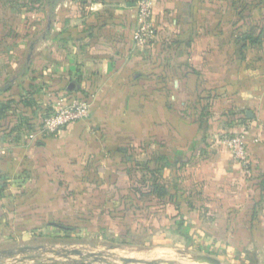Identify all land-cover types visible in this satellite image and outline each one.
Wrapping results in <instances>:
<instances>
[{
    "label": "crops",
    "instance_id": "crops-1",
    "mask_svg": "<svg viewBox=\"0 0 264 264\" xmlns=\"http://www.w3.org/2000/svg\"><path fill=\"white\" fill-rule=\"evenodd\" d=\"M152 1L155 39L145 50L134 47L132 0H84L80 14L72 13L76 5L68 0L54 11L52 57L27 64L43 73L48 63L58 86L40 98L43 106L34 115L40 124L66 93L59 88L77 82L80 93L93 96L90 118L43 134L26 128L27 114L18 106L9 110L10 129L0 126V239L14 230L35 234L52 220L121 219L124 209L134 218L140 203L135 190L151 192L156 166L176 196L164 214L146 207L145 219L183 220L190 232H180L178 223L159 230L231 237L233 249L249 259L264 248V198L249 223L255 185L264 175V39L245 50L242 63L236 47L250 1ZM252 16L264 18V4ZM205 44L216 48L204 53ZM24 69L21 77L3 74L0 100L11 81L13 95L27 97L15 81L30 80ZM208 76L224 83L227 97H217L219 87L204 85ZM201 88L213 94L210 105L217 103L203 119ZM239 131L250 152L248 170L219 145L220 136ZM139 173L144 182L136 178ZM38 222L44 223L39 230L29 226Z\"/></svg>",
    "mask_w": 264,
    "mask_h": 264
},
{
    "label": "rangeland",
    "instance_id": "rangeland-1",
    "mask_svg": "<svg viewBox=\"0 0 264 264\" xmlns=\"http://www.w3.org/2000/svg\"><path fill=\"white\" fill-rule=\"evenodd\" d=\"M67 1L0 0V77L2 76L0 79H4L3 74L7 71L11 78L13 76L21 77L23 66L25 67L30 59L32 62H36L44 61L49 58L48 56L52 57L53 42L50 38L53 35V17L57 15L54 14V11L57 7L66 5ZM72 1L76 5L72 6V13L80 14L84 0ZM54 2L55 8L53 7ZM222 4L224 5V3ZM62 10L60 9L59 13ZM68 15L70 14L68 13ZM211 47L215 46L202 45L201 51L210 54ZM43 64L45 67L42 75L48 80H53L52 73L48 72L51 66L46 62ZM215 68L218 69V64ZM208 77L205 78L204 85L213 89L219 87L218 94L222 97L218 95V98L227 97L228 94L226 95L224 86L221 87L224 83L215 79L214 76ZM50 91L53 94L51 86L45 89L40 88L38 90L39 98H46ZM63 96L65 94L60 95L59 98ZM49 109L50 112L53 111V108ZM24 122L27 123L26 120ZM240 131L237 134H240ZM224 137L226 136H220L219 145L226 149L222 143ZM154 168L156 171L157 167ZM152 177L154 181L162 184L159 172H154ZM136 178L138 181L144 182L145 174L139 173ZM135 191L139 195L140 203L137 206L138 212L132 216L134 218H131L127 214L128 211L124 209L121 219H118L117 216L115 219L109 216L101 221L52 220L51 224L35 234L22 235L18 234L16 230L13 233L9 232L10 236L0 239V264H127L125 260L128 259L137 262L131 264L153 262L176 264L168 260L166 255L178 256V258H174L187 260H192L191 257L209 256L219 260L222 264H264V248L258 249L259 258L254 255L249 259L233 249V238L231 237L229 240L227 239L229 241L227 242L223 238L220 240L207 236L184 238L177 236L176 233L165 234V231L159 229L171 228L174 223L176 226L179 221H156L155 217L150 219L151 216H147L145 219L143 210L146 207L149 209L153 207V210L164 214L163 211L170 208V200L157 198L159 195L155 192L152 194L149 189L139 188ZM151 196L154 197V200L150 199ZM148 201L150 202L146 206ZM9 227L10 225H8ZM190 228L192 229V227ZM185 230L190 232V229H183L182 232ZM74 251L79 253H74Z\"/></svg>",
    "mask_w": 264,
    "mask_h": 264
},
{
    "label": "trees",
    "instance_id": "trees-1",
    "mask_svg": "<svg viewBox=\"0 0 264 264\" xmlns=\"http://www.w3.org/2000/svg\"><path fill=\"white\" fill-rule=\"evenodd\" d=\"M134 3H138L141 0H132ZM250 1V3H249ZM249 8H248V15L243 14V18L245 19V24L242 28L238 29V32L236 34V47H237V53L239 54V63H242V61L244 60V55H245V50L248 47H256L258 45L261 44V42L264 39V18L262 19H256L254 18V16H252L254 9L257 8V6L259 5H263L264 3L262 1L264 0H249ZM55 2L53 7L55 8ZM263 20V21H261ZM50 39H53V35L51 36ZM28 66V67H26ZM25 66L24 71L27 72V75L29 76L28 81H21L18 78L15 81H19V85L21 86V88H24L25 90H27V97L24 98V96L22 95V93L19 91L17 92V95H13V88H14V84L11 82H8L6 84V87L1 91L3 93V99L0 100V126L4 127L5 130H9L10 129V120L8 119H12L11 116L8 115L9 110H11L13 108V105L18 106L20 109H22L24 111L25 114H27L26 117V128H41L42 127V120L40 121V124H38V119H36L35 117V107L38 106H43V101L39 98L38 95V90H40V88L45 89V88H49L50 86L53 87L55 86V84L53 83V80H47L42 73L37 71L36 67H33V65L31 64H27ZM25 73V72H24ZM16 83V82H14ZM77 83V82H76ZM78 84V83H77ZM58 86V85H56ZM55 86V87H56ZM69 84L66 85V87L61 86L59 89H64L66 90L65 95L67 96H72L81 100H89V98L91 97L89 94L84 93V92H79L78 91H69L68 90ZM202 87V86H201ZM68 91V92H67ZM12 92V93H11ZM79 92L80 94L76 93ZM218 93H217V97H218ZM14 96V97H13ZM220 96V95H219ZM59 98V97H58ZM216 98V97H215ZM211 99H213V94L210 92H207L205 89L201 88V91L199 93V100L201 103V115L199 114V118L203 119L204 117V113L209 109L216 110V106L217 103H213V105H210ZM58 100V99H56ZM51 113V112H50ZM33 120L35 122H33ZM201 122L203 120H200ZM38 124V125H37ZM232 136V135H231ZM156 172V171H153ZM154 174V173H153ZM257 186L254 189V197H253V202L250 208V220L249 223L252 225L256 216V211H257V207L259 206V204L261 203V201L264 198V175H261L259 180L257 181L256 185ZM154 192L156 194H158L159 196H157V198H168L169 200L173 199L175 195L174 190H172V188L170 189L169 187H165L163 184H160L159 182H156L155 185L153 186L151 193L154 194ZM156 196V195H155ZM179 231H183L184 229V224L185 222L179 221ZM44 225V223L42 222H38V224H34L33 225H29V226H34V230H39L42 226ZM49 225V224H47ZM53 226V225H51ZM184 238H189V236L187 234L183 235Z\"/></svg>",
    "mask_w": 264,
    "mask_h": 264
},
{
    "label": "built area",
    "instance_id": "built-area-1",
    "mask_svg": "<svg viewBox=\"0 0 264 264\" xmlns=\"http://www.w3.org/2000/svg\"><path fill=\"white\" fill-rule=\"evenodd\" d=\"M152 0H141L137 3V28L134 33V47L145 50L155 39L154 11ZM93 96L89 100H81L72 96H63L54 104L53 111L43 118V134H56L72 124L90 118ZM224 146L233 154L236 162L246 170L250 165V152L244 134H235L223 138Z\"/></svg>",
    "mask_w": 264,
    "mask_h": 264
},
{
    "label": "water",
    "instance_id": "water-1",
    "mask_svg": "<svg viewBox=\"0 0 264 264\" xmlns=\"http://www.w3.org/2000/svg\"><path fill=\"white\" fill-rule=\"evenodd\" d=\"M132 6H136V3L132 4ZM80 88L79 84H77L76 82H72L69 87H68V90L69 91H78ZM74 253H79L78 251H74ZM194 258H197V260H200L202 262H207V264H222L219 260L215 259V258H212V257H209V256H197V257H194ZM125 262L127 264H131V263H137L135 260H131V259H128V260H125ZM149 264H162V262L158 263V262H153V263H149Z\"/></svg>",
    "mask_w": 264,
    "mask_h": 264
},
{
    "label": "bare ground",
    "instance_id": "bare-ground-1",
    "mask_svg": "<svg viewBox=\"0 0 264 264\" xmlns=\"http://www.w3.org/2000/svg\"><path fill=\"white\" fill-rule=\"evenodd\" d=\"M167 252H169V251H167ZM175 255V254H174ZM177 255V254H176ZM169 256V257H168ZM174 257H177L178 258V256H174ZM173 257V255L171 256V255H166V258L168 259V260H170V261H173V262H175L176 264H207V262H202V261H200V260H197V258H191L192 260H187V259H183V258H181V259H177V258H174ZM183 257V256H182ZM166 258H164V259H166ZM174 258V259H173ZM173 262H171V263H173Z\"/></svg>",
    "mask_w": 264,
    "mask_h": 264
}]
</instances>
